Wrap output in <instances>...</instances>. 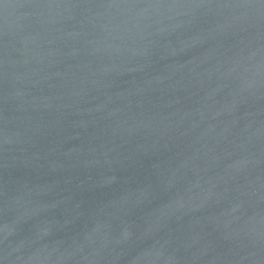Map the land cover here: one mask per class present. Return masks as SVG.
I'll return each instance as SVG.
<instances>
[{"label":"water","instance_id":"1","mask_svg":"<svg viewBox=\"0 0 264 264\" xmlns=\"http://www.w3.org/2000/svg\"><path fill=\"white\" fill-rule=\"evenodd\" d=\"M0 264H264V0H0Z\"/></svg>","mask_w":264,"mask_h":264}]
</instances>
